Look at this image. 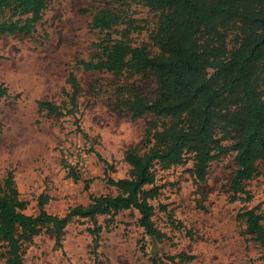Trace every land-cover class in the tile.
Listing matches in <instances>:
<instances>
[{"label":"rangeland","instance_id":"obj_1","mask_svg":"<svg viewBox=\"0 0 264 264\" xmlns=\"http://www.w3.org/2000/svg\"><path fill=\"white\" fill-rule=\"evenodd\" d=\"M102 9L122 15V22L109 33L111 38L123 37L133 46L145 45L151 54L158 52L150 39L157 15L132 0H48L31 36L0 35V85L9 94L0 96V183L7 172L13 173L19 198L27 202L26 215L38 214L41 196L49 198L43 208L62 217L75 206L87 205L89 194L115 195L108 180L128 175L124 151L148 149L142 138L153 117L133 119L128 100L132 92L154 99L153 76L86 72L77 65L100 55L94 44L107 36L93 30L91 21ZM70 74L78 82L74 115H48L37 102L65 103L69 108ZM223 144L233 146L231 141ZM234 154L229 151L213 161L203 183L195 182L190 157L183 166L154 167L160 194L151 205L154 224L165 235L161 241L146 236L137 225V212L128 210L118 213L108 226L111 219L97 218L101 232L96 252L89 232L92 223L74 219L62 234L61 247H55L53 236L43 231L24 244L23 261L151 264L154 257L158 264H170L165 256L184 253L195 257L188 264H264V248L243 234L244 224L236 219L244 208H258L264 215V165L258 163V175L245 183L251 200L231 202L228 187L236 170ZM70 168L79 180L69 177ZM6 251L0 242V264Z\"/></svg>","mask_w":264,"mask_h":264},{"label":"trees","instance_id":"obj_2","mask_svg":"<svg viewBox=\"0 0 264 264\" xmlns=\"http://www.w3.org/2000/svg\"><path fill=\"white\" fill-rule=\"evenodd\" d=\"M132 1L157 15L158 25L150 39L158 52L151 54L145 45L133 46L123 37L111 38L109 33L122 22V15L102 9L91 21L93 30L107 36L94 44L100 55L96 60H79L77 65L86 72L153 76L154 99L132 92L128 100L133 119L153 117L142 138L148 149L143 153L134 147L124 151L128 175L108 180L115 195L89 194L87 205L75 206L62 217L43 208L49 200L46 196L38 200L37 215H26L27 202L20 200L13 173L7 172L0 183V242L7 247L3 264H26L22 259L24 244L43 231L53 236L55 247H61L62 234L74 219L92 223L89 232L96 252L101 232L97 218L111 219L108 226L118 213L128 210L137 212V225L146 236L161 241L165 235L154 224L151 205L160 194L153 170L156 165L183 166L190 157L192 176L203 183L211 163L233 151L236 170L228 187L230 201L251 200L245 183L258 175V163L264 165V28L260 22L264 20V0ZM47 2L0 0V35L31 36ZM67 82L72 88L69 108L65 103L37 102L48 115H74L78 82L73 74ZM0 96H9L2 84ZM225 141L233 142L231 149ZM69 177L79 180L72 168ZM236 219L244 224L243 234L264 248V215L258 208H244ZM164 258L170 264H188L195 257L180 253ZM150 262L158 264L154 257Z\"/></svg>","mask_w":264,"mask_h":264},{"label":"water","instance_id":"obj_3","mask_svg":"<svg viewBox=\"0 0 264 264\" xmlns=\"http://www.w3.org/2000/svg\"><path fill=\"white\" fill-rule=\"evenodd\" d=\"M260 22H261V24H262V26H263V28H264V20H261ZM261 43H264V36H263V38H262V40H261Z\"/></svg>","mask_w":264,"mask_h":264},{"label":"built area","instance_id":"obj_4","mask_svg":"<svg viewBox=\"0 0 264 264\" xmlns=\"http://www.w3.org/2000/svg\"><path fill=\"white\" fill-rule=\"evenodd\" d=\"M72 165H73V163L72 162H70ZM72 167V166H71ZM74 168V167H73Z\"/></svg>","mask_w":264,"mask_h":264}]
</instances>
